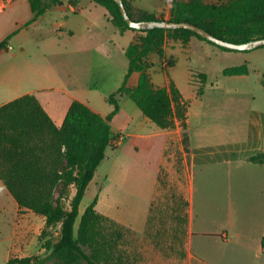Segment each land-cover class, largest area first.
Masks as SVG:
<instances>
[{
    "label": "crops",
    "instance_id": "crops-1",
    "mask_svg": "<svg viewBox=\"0 0 264 264\" xmlns=\"http://www.w3.org/2000/svg\"><path fill=\"white\" fill-rule=\"evenodd\" d=\"M127 1L134 12L163 16L166 21L172 11L173 0ZM60 3L53 4L30 23L34 13L29 0H0V43L16 32L9 41V49L0 52V90L7 93L24 90L6 100L0 99V106L25 94H34L57 127L62 126L74 100L85 103L103 117L112 111V105L111 110H98L85 95L93 96L98 91V82L110 83L115 76L117 89L122 85L129 67L125 49L144 35L132 30L122 31L114 24L108 10L91 0ZM96 7L105 10L102 22L95 19ZM105 23L112 24L114 32L107 33ZM120 37H130L131 41L127 45L120 41ZM176 43L198 47L213 55L220 64L213 72L215 81L210 83L211 73L206 69L190 70L189 84L198 86L192 97L181 92L189 103L186 128L176 120L174 129H160L145 116L140 118L133 135L162 138L158 162L134 197L119 198L118 202L131 204L127 217L107 212L104 197L110 174L102 189L97 191L96 209L120 225L142 234L154 203L168 202L164 196L158 199L161 180L167 182V175L176 176L183 186L186 200L185 239L179 248V257L168 258L161 253L156 258L159 264H264V164L250 161L252 156L264 153V108L257 105L256 100L250 104L234 100L230 103H234L236 109L229 122L223 123L224 119L211 111L215 100L205 101L203 98L208 86L211 90L229 91L227 82L230 79L250 82L252 74L257 73L264 81V48L229 52L196 37L187 42L167 38L164 55L160 58L153 53L149 62L158 58L159 64L165 59L175 63L168 55V49L174 48ZM34 50L50 60L54 69L50 67L48 77L39 69ZM234 60L238 63L233 64ZM244 64L248 70L246 74H225L226 70ZM151 67L148 70L150 75ZM93 73L97 76L92 77ZM168 79L163 86L156 85L153 77L152 82L157 87H168L172 81ZM138 81L139 73H133L128 88H134ZM199 88L203 90L201 94ZM124 95H119L118 100ZM221 103V106L228 104ZM121 111L120 107L113 120ZM145 130L152 131L145 134ZM121 176V172H113L115 186L116 182L120 183ZM98 180L95 174L88 188L96 185ZM114 193L117 194L116 189ZM22 211L25 210L19 208L0 180V264H7L12 257H24L15 255L22 250L26 238L25 223L23 219L18 220Z\"/></svg>",
    "mask_w": 264,
    "mask_h": 264
},
{
    "label": "trees",
    "instance_id": "trees-1",
    "mask_svg": "<svg viewBox=\"0 0 264 264\" xmlns=\"http://www.w3.org/2000/svg\"><path fill=\"white\" fill-rule=\"evenodd\" d=\"M29 1L34 13L31 23L53 4L65 0ZM91 1L105 7L122 31L132 30L144 35L125 49L128 71L122 85L107 98L113 109L106 117L74 100L62 126L57 127L34 94H25L0 106V180L21 210L45 219L40 241L49 230L59 227L56 240L42 241L44 255L12 257L7 264H128L127 252L121 250L119 243L123 226L97 211V196L80 213L81 202L106 159L108 149L117 147L112 142L119 134L113 135L111 122L120 111L118 96L127 95L160 129H174L176 120L186 128L188 101L173 81L168 87L153 84L148 73L149 56L155 53L162 57L167 38L187 42L196 37L223 51L238 52L213 44L187 29H133L124 20L115 1ZM123 1L128 15L135 21L165 20L163 16L134 12L129 2ZM68 2L76 4V0ZM167 21L189 22L217 38L245 43L264 38V0H228L219 4H208L204 0H173ZM15 34L0 43V52L9 49V41ZM168 63V67L174 65L171 60ZM136 72L139 73L138 84L130 89L127 86L129 78ZM247 72L244 64L226 70L225 74ZM202 91L199 88L200 94ZM250 161L264 164V153L252 156ZM66 201L69 202L67 206ZM107 224L109 227L106 228Z\"/></svg>",
    "mask_w": 264,
    "mask_h": 264
},
{
    "label": "rangeland",
    "instance_id": "rangeland-1",
    "mask_svg": "<svg viewBox=\"0 0 264 264\" xmlns=\"http://www.w3.org/2000/svg\"><path fill=\"white\" fill-rule=\"evenodd\" d=\"M227 1L228 0H204V2L208 4H219ZM96 8L95 19L100 22H102V20L104 21L103 14H106L105 10L101 7ZM105 26L107 33L114 32L112 24L105 23ZM117 36L119 38V35ZM120 41L128 45L131 38H121ZM174 46V48L168 49V55L172 56L175 60L173 66H169L167 69H162L163 67L166 68L165 64L169 62V59H165L161 64H159L158 58L155 62H149L152 66L150 69L151 75L149 74L151 81L153 77L155 80L154 83H157L156 85L163 86L169 78L168 80L175 82L180 92L188 97H192L196 93V86H198L197 84L196 86L189 84L190 70L203 68L210 71V83H214L216 75L213 72L218 70L220 64L213 55L210 56L207 51L198 47H184L180 43H176ZM34 52L36 56L35 61L39 64V69L48 77L49 74H51L50 71L52 68L50 60L45 58L37 50H34ZM232 63L234 64L238 62L235 61ZM95 76L97 75L93 73L92 77ZM259 76L260 75L257 73L252 74V80L250 82L230 79V81L227 82L229 91L218 89L211 90L208 86L203 98L205 101L209 99H211V101L215 100L211 111H214L215 115L218 113V116L224 119L222 122L227 123L230 120L232 111L236 109L234 103H230L234 100H242L248 104L251 102L253 103L254 100H256V104L264 108V84L261 83L263 78ZM194 78L197 77L195 76ZM115 79L116 76L112 82L106 84L98 82V91L95 92L93 96L88 97L85 95L89 98L90 103L96 106L98 110L105 112L112 109V106L108 103L106 97L117 89L118 84H116ZM1 91L3 90H0V93L2 94V98L0 99L6 100L24 90L22 89L19 92L10 91L8 93ZM78 93H80V95L85 94L83 92ZM221 102H228V104L224 103L225 106H221L223 104ZM119 105L122 108V111L116 119L111 122V127L114 136L120 131L124 132L121 134L123 139L121 140V143H118L116 149H108V156L102 162L96 173L97 179L99 178L98 183L96 185L93 184L88 188L81 202V214L96 197L98 194L97 191L102 189L103 182L106 181L108 177L107 175L110 174L111 177H109V183L106 187L107 193L104 197V204L107 206V212L127 217L129 214L128 208L131 204L129 206L127 201L118 202L119 198L127 199L130 198V196L134 197L135 191L140 188L147 178H149L153 167H155L158 162L162 147V138H142L133 135L136 126L140 122V118L144 117V115L128 96L124 95L123 97H119ZM199 106L200 105H198V108L200 109L201 106ZM151 131L152 130H145L144 133L149 134ZM114 171L121 172L122 174L120 183L116 182L117 186L114 185ZM164 171L166 173V170ZM167 179H169L167 182L161 180L162 185L158 189V199H160V196H164L168 202L154 203L144 233L137 234L125 226L121 228L122 238L119 243L121 250H126L127 252L125 258L127 259L128 264H149L150 260H152V264H159V260L156 258L161 253L168 258L179 257L181 254L179 248L182 246L185 239L186 200L183 194V186L178 182L177 177H168L167 175ZM114 186L117 190L116 195L114 193ZM130 190L132 193H130ZM65 204L67 206L69 202L66 201ZM138 208L139 207H137V209ZM98 212L101 213L100 211ZM20 219H23V222L25 223L26 238L22 250L15 255H44L45 251L41 249L42 241L47 238L56 240L59 234V227L49 230L47 236L40 241L39 236L45 226L44 218L30 211H22L19 212L18 215V220ZM78 223L79 219L76 226H78ZM107 227H109L108 224L106 225V228ZM145 246L148 247L147 250L144 249ZM152 247L153 250H149L152 249Z\"/></svg>",
    "mask_w": 264,
    "mask_h": 264
},
{
    "label": "water",
    "instance_id": "water-1",
    "mask_svg": "<svg viewBox=\"0 0 264 264\" xmlns=\"http://www.w3.org/2000/svg\"><path fill=\"white\" fill-rule=\"evenodd\" d=\"M113 1H115L119 5L121 15L123 16L126 23L129 25V27L136 29V30H151L155 28L170 29V30L187 29V30L197 33L202 38L220 47L230 49V50H235V51H241V52L255 50L257 48L264 46V38L254 39V40H251L245 43L229 42V41H225L223 39L217 38L216 36L212 35L210 32L206 31L205 29L195 24L189 23V22H169L166 20L135 21L128 15L123 0H113Z\"/></svg>",
    "mask_w": 264,
    "mask_h": 264
},
{
    "label": "built area",
    "instance_id": "built-area-1",
    "mask_svg": "<svg viewBox=\"0 0 264 264\" xmlns=\"http://www.w3.org/2000/svg\"><path fill=\"white\" fill-rule=\"evenodd\" d=\"M169 63H166L165 66L168 67ZM123 139V136L119 134L115 140H113L112 145L117 146L118 143H121V140Z\"/></svg>",
    "mask_w": 264,
    "mask_h": 264
}]
</instances>
